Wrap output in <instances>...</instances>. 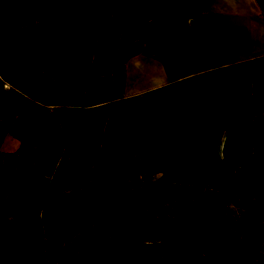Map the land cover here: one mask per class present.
I'll return each instance as SVG.
<instances>
[{"label": "rangeland", "instance_id": "374dc122", "mask_svg": "<svg viewBox=\"0 0 264 264\" xmlns=\"http://www.w3.org/2000/svg\"><path fill=\"white\" fill-rule=\"evenodd\" d=\"M210 4L0 0V264H264V58Z\"/></svg>", "mask_w": 264, "mask_h": 264}, {"label": "crops", "instance_id": "0c3cea01", "mask_svg": "<svg viewBox=\"0 0 264 264\" xmlns=\"http://www.w3.org/2000/svg\"><path fill=\"white\" fill-rule=\"evenodd\" d=\"M206 24L212 25V31L218 36L216 48L225 56L226 64L264 58V13L258 0H211L204 26ZM145 65L139 69L137 80H131L128 75L126 91L129 95L152 91L170 82L168 68L161 59L150 58ZM129 71L130 68L128 74ZM18 148L12 140H6L2 145V150L8 153H14Z\"/></svg>", "mask_w": 264, "mask_h": 264}, {"label": "trees", "instance_id": "16d2710c", "mask_svg": "<svg viewBox=\"0 0 264 264\" xmlns=\"http://www.w3.org/2000/svg\"><path fill=\"white\" fill-rule=\"evenodd\" d=\"M129 249L131 250V251H134V248H133V245H131V243H129ZM136 253L138 254V252L136 251Z\"/></svg>", "mask_w": 264, "mask_h": 264}]
</instances>
